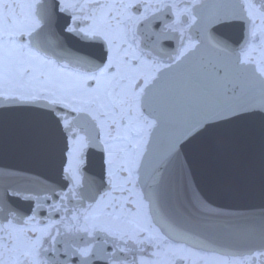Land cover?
Here are the masks:
<instances>
[{
  "label": "snow or ice",
  "instance_id": "6c2138e0",
  "mask_svg": "<svg viewBox=\"0 0 264 264\" xmlns=\"http://www.w3.org/2000/svg\"><path fill=\"white\" fill-rule=\"evenodd\" d=\"M12 115L55 176L0 169V264H264L168 210L170 166L199 169L261 201L264 239V0H0Z\"/></svg>",
  "mask_w": 264,
  "mask_h": 264
},
{
  "label": "water",
  "instance_id": "95a60500",
  "mask_svg": "<svg viewBox=\"0 0 264 264\" xmlns=\"http://www.w3.org/2000/svg\"><path fill=\"white\" fill-rule=\"evenodd\" d=\"M16 119L19 144L17 161L12 165H0V169L12 172L22 171L30 177L40 179L54 178L53 170L31 151L32 130L17 117ZM168 175L173 190L179 193L178 197L173 196L168 202V210L176 216L179 228L190 232L194 237L207 238L221 246L245 249L258 248L264 243L258 215L262 205L258 198L220 194L205 178L203 172L197 169L191 177L192 189L198 190L208 199L212 208L220 210L222 214L197 212L190 204L192 189L184 186L175 166H170ZM177 210H179V215H176Z\"/></svg>",
  "mask_w": 264,
  "mask_h": 264
},
{
  "label": "flooded vegetation",
  "instance_id": "af4514ba",
  "mask_svg": "<svg viewBox=\"0 0 264 264\" xmlns=\"http://www.w3.org/2000/svg\"><path fill=\"white\" fill-rule=\"evenodd\" d=\"M168 47V45H165ZM174 47V44L172 45ZM0 141L3 147L0 148V165H12L17 161L18 140H17V119L15 115L6 118L0 126ZM95 264H104L103 261H96Z\"/></svg>",
  "mask_w": 264,
  "mask_h": 264
}]
</instances>
